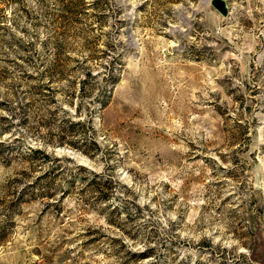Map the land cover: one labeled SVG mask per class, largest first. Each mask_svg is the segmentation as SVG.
I'll use <instances>...</instances> for the list:
<instances>
[{"label":"rangeland","instance_id":"rangeland-1","mask_svg":"<svg viewBox=\"0 0 264 264\" xmlns=\"http://www.w3.org/2000/svg\"><path fill=\"white\" fill-rule=\"evenodd\" d=\"M0 0V264H264V0Z\"/></svg>","mask_w":264,"mask_h":264},{"label":"water","instance_id":"water-1","mask_svg":"<svg viewBox=\"0 0 264 264\" xmlns=\"http://www.w3.org/2000/svg\"><path fill=\"white\" fill-rule=\"evenodd\" d=\"M211 4L224 16L230 13V7L227 0H211Z\"/></svg>","mask_w":264,"mask_h":264}]
</instances>
